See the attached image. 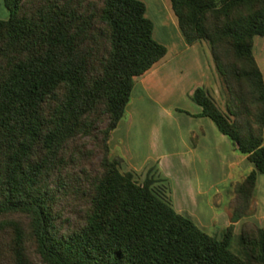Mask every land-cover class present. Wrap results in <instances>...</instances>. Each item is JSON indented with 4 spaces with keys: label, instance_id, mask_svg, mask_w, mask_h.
Instances as JSON below:
<instances>
[{
    "label": "trees",
    "instance_id": "trees-1",
    "mask_svg": "<svg viewBox=\"0 0 264 264\" xmlns=\"http://www.w3.org/2000/svg\"><path fill=\"white\" fill-rule=\"evenodd\" d=\"M0 264H264L254 210L264 172V82L252 53L264 0H169L186 44L205 41L223 89L188 94L252 167L219 238L176 211L151 175L120 170L108 137L137 76L165 53L142 0H1Z\"/></svg>",
    "mask_w": 264,
    "mask_h": 264
},
{
    "label": "crops",
    "instance_id": "crops-1",
    "mask_svg": "<svg viewBox=\"0 0 264 264\" xmlns=\"http://www.w3.org/2000/svg\"><path fill=\"white\" fill-rule=\"evenodd\" d=\"M142 1L145 5L144 13L152 22V37L166 49L147 70L134 76L130 96L132 93L137 96L142 91L145 92L147 86L156 90L163 88L165 74H172L177 78L175 86L181 103L173 104L172 107L168 104L165 109V116L168 117L172 128V137L169 139L172 141L171 149L155 152L148 157L136 155L137 152L132 150L129 142L124 140L127 135L116 133L120 120L110 131L109 148L118 146L117 150L122 156L120 166L118 165L120 170H130L134 179L137 174L143 175L136 181L140 182L144 175L148 174L156 179L154 183L162 181L167 187L169 178L173 184L171 191L166 189L170 192L167 198L169 203L176 211L188 216L198 227L204 229L211 224L226 225L227 211L219 208L218 212H213L207 188L216 180L228 179L230 184L238 181L242 174L252 167V163L230 147L226 136L217 130L209 117L190 114L200 109L188 96L191 89L198 84L203 85L209 94L210 86L217 84L222 92V106L218 107L224 109L223 89L205 41L199 39L190 44L185 43L169 0ZM1 14L0 17L4 18L3 10ZM252 53L264 82V35L253 37ZM130 117L131 115H128V119ZM130 122L129 120L127 124ZM262 145L264 146V126ZM184 153L187 155L186 164H180ZM253 202L254 210L237 219L233 223L234 230L238 231L240 223L244 220H250L264 228V172L256 174Z\"/></svg>",
    "mask_w": 264,
    "mask_h": 264
},
{
    "label": "rangeland",
    "instance_id": "rangeland-1",
    "mask_svg": "<svg viewBox=\"0 0 264 264\" xmlns=\"http://www.w3.org/2000/svg\"><path fill=\"white\" fill-rule=\"evenodd\" d=\"M0 8V15H2L1 12L3 10L6 16L7 12L2 1H0ZM176 80L177 78L174 75L165 74L163 88L156 90L147 86L145 92L142 91V93L137 96L135 93H132L131 96H129L128 105L125 107L124 114L118 119L120 120V125L116 129V133L122 136L127 135L124 140L129 142L132 150L137 152L136 155L142 157L147 155L148 157L152 156L155 152H165L171 149L172 141H169V139L172 137L170 134L172 128L168 117L165 116V109H167L168 104L172 107L173 104L181 103L179 95L176 92ZM210 91V96L213 98L214 102L219 107L222 106V92L219 86L217 84L211 85ZM175 109H177V107H175ZM128 115H131L129 119ZM129 120L131 122L127 124ZM165 134L166 136H164ZM117 148L118 146H113L110 149V153L120 154ZM186 157L187 155L184 153L183 157L180 159V164H186ZM141 176L143 175L137 174L135 180L139 181ZM236 182L237 181H234L230 184V180L228 179L216 180L207 188L208 199L211 203L213 212H218L219 208H222V211L228 212ZM156 183H158V186L165 192V197L169 198L170 192L166 189L169 188L168 190L170 191L173 189L172 181L168 178L167 187L162 181L155 182V184ZM217 190L218 192H216ZM182 202H184V200ZM224 226L223 224H211L208 228L201 229L210 233L215 238H219ZM228 247L231 251L240 254L238 235L237 231L234 229L228 242Z\"/></svg>",
    "mask_w": 264,
    "mask_h": 264
}]
</instances>
